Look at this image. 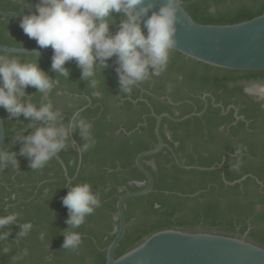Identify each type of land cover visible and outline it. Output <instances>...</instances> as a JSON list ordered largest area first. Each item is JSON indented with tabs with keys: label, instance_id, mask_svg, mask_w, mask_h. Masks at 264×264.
Masks as SVG:
<instances>
[{
	"label": "trees",
	"instance_id": "16d2710c",
	"mask_svg": "<svg viewBox=\"0 0 264 264\" xmlns=\"http://www.w3.org/2000/svg\"><path fill=\"white\" fill-rule=\"evenodd\" d=\"M182 2L192 19L201 24L238 23L264 11V0ZM37 3L0 0V8L24 16L34 13ZM112 15L110 32L115 34L125 17ZM0 44L41 48L24 33L17 18L1 14ZM49 49L41 55L3 51L0 55L22 63L34 60L50 79L58 81L46 93L28 86L25 99L37 108L51 101L62 117L58 124L65 126L74 112H80L91 124L92 143L87 151H78L85 140L78 128L72 129L68 147L57 154L65 170L56 157L43 168L32 170L29 158L23 155L16 156L18 167H0V215L17 216L12 225L0 228V264H105L107 247L118 227V197L146 184L135 158L157 143L155 116L167 113L178 119L203 109L181 121L162 118L159 132L166 146L142 158L153 177V189L125 201L126 229L114 258L164 229L246 235L264 247V98L247 91L249 85L264 84V70L220 68L172 49L163 72L124 93L116 56L97 72L93 88L90 80L82 78L75 60L65 64L67 77L53 70V49ZM0 116L5 133L3 151H20L15 132L27 136L45 124L23 114L10 118L3 107ZM83 182L92 185L101 203L74 229L82 236L81 244L64 249V232L73 229L66 224L69 211L63 197L71 186ZM24 223H30L31 229L21 235Z\"/></svg>",
	"mask_w": 264,
	"mask_h": 264
},
{
	"label": "clouds",
	"instance_id": "9594fccd",
	"mask_svg": "<svg viewBox=\"0 0 264 264\" xmlns=\"http://www.w3.org/2000/svg\"><path fill=\"white\" fill-rule=\"evenodd\" d=\"M179 4L180 0H166L148 16L154 8L153 0H38L36 11L24 15L20 27L29 38L37 41L39 47L53 49V70L67 77L69 72L65 64L75 60L82 69V78L90 80L93 88L97 86V72L106 68L107 61L116 56L121 90L131 93L138 83L150 76H158L167 68L170 51L177 43ZM113 13L125 17L115 34L110 32ZM144 16L147 19L142 20ZM57 83L34 60L22 63L16 58L0 55V107L10 114V118L23 114L26 118L45 122L27 136L22 131L15 132V140L21 142L20 154L29 158L32 170L43 168L68 147L72 129L78 128L85 140L78 151H87L92 143L91 124L80 112H74L71 122L65 126L58 124L62 117L59 110H53L51 101L37 108L30 99H25L28 86L46 93ZM71 143L75 146L74 141ZM8 165L18 167L16 154L0 150V167ZM62 202L69 211L68 229H73L64 232L62 247L75 249L81 244L82 236L74 229L85 222L101 201L92 185L83 182L71 186ZM16 220L14 213L0 215V228L12 225ZM30 229L31 224L24 223L20 234L26 235Z\"/></svg>",
	"mask_w": 264,
	"mask_h": 264
},
{
	"label": "water",
	"instance_id": "95a60500",
	"mask_svg": "<svg viewBox=\"0 0 264 264\" xmlns=\"http://www.w3.org/2000/svg\"><path fill=\"white\" fill-rule=\"evenodd\" d=\"M165 2L166 0H153L154 8L150 9L147 15L150 16L152 11L158 10ZM0 14L13 16L19 21L23 18V15L17 12L1 8ZM144 19H147V16L142 17V20ZM176 28L177 43L173 50L186 57L232 70H264V11L258 16L238 23L201 24L192 19L180 0ZM49 50V47L16 48L0 44V51L6 53L41 55ZM247 91L251 93L248 89ZM203 111L204 109L199 113L193 112L178 119L167 113L155 116L154 132L157 143L155 147L140 152L135 158V166L145 175L146 184L141 190L127 191L118 197L115 218L118 220V227L115 228V236L107 247L105 264H264V247L243 237L180 229L156 231L138 245L114 258L115 248L126 229L125 201L131 197L146 195L153 189V177L142 163V158L153 155L166 146L159 132L162 118L181 121L199 115ZM4 139L3 118L0 116V150L2 151ZM14 153L16 156L21 155L20 151ZM174 158L178 163L175 155ZM56 159L65 170L64 163L57 155Z\"/></svg>",
	"mask_w": 264,
	"mask_h": 264
},
{
	"label": "rangeland",
	"instance_id": "374dc122",
	"mask_svg": "<svg viewBox=\"0 0 264 264\" xmlns=\"http://www.w3.org/2000/svg\"><path fill=\"white\" fill-rule=\"evenodd\" d=\"M247 89H248L252 94H255V95H258V96L261 97V98H264V84H252V85H249V86L247 87ZM238 237H243V238H245L246 240H248V238L246 237V235L238 236Z\"/></svg>",
	"mask_w": 264,
	"mask_h": 264
}]
</instances>
